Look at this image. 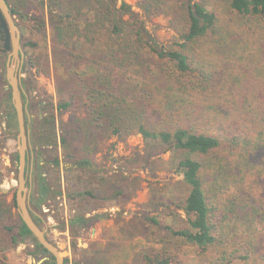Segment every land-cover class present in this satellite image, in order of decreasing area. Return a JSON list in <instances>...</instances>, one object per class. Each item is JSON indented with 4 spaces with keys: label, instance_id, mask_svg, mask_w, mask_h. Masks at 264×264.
<instances>
[{
    "label": "trees",
    "instance_id": "1",
    "mask_svg": "<svg viewBox=\"0 0 264 264\" xmlns=\"http://www.w3.org/2000/svg\"><path fill=\"white\" fill-rule=\"evenodd\" d=\"M138 1L147 18L153 12L168 17L176 34L169 46L145 29L125 0L119 5L118 0H49L56 65L78 58L75 48L91 47L92 118L112 134H139L173 156L186 188L178 207L185 218L178 226L150 220L191 244L194 264H264V0H227L221 16L193 0ZM39 21L45 27L44 19ZM71 74L79 77L86 70ZM57 94L59 107L71 105L61 88ZM2 101L6 127L17 128L10 94ZM87 164V158L75 161L81 168ZM41 167L37 160L31 171L37 197L31 194L29 208L42 228ZM5 203L1 197L0 207L8 212ZM102 217L78 214L68 222L90 226ZM3 220L0 216V251L33 238L19 215L14 226ZM130 264L182 263L175 252L150 247Z\"/></svg>",
    "mask_w": 264,
    "mask_h": 264
},
{
    "label": "rangeland",
    "instance_id": "2",
    "mask_svg": "<svg viewBox=\"0 0 264 264\" xmlns=\"http://www.w3.org/2000/svg\"><path fill=\"white\" fill-rule=\"evenodd\" d=\"M7 1L22 28V61L17 76L29 141L27 194L28 198L31 194L37 197L31 171L40 160L45 189L37 214L65 264H130L138 251L150 247H165L175 252L182 264H194L195 248L150 220L155 217L178 226L185 218L178 207L186 188L175 171L173 156L168 151L162 153L156 143L143 140L139 134L117 136L99 127L87 101L96 76L89 66L95 60L91 47L75 48L72 53L78 58L56 65L51 51L49 0ZM193 1L219 16L227 9V0ZM125 2L140 14L139 20L160 44L172 43L176 34L167 16L153 12L147 18L138 0ZM71 63L74 68H70ZM73 69L86 70V74L74 77ZM58 88L65 100L72 102L69 107H59ZM3 97L0 95V193L9 205L5 203L8 212L4 205L0 207V216H4L2 223L14 226L19 221L12 203L17 186V128L6 127ZM32 148L42 150V155L33 153ZM80 158H87L89 164L82 168L75 165ZM78 214L104 217L90 226H69V219ZM40 249L33 238L26 237L0 251V258L5 264H36L43 256L51 257L48 252L39 253ZM44 262L55 264L50 259Z\"/></svg>",
    "mask_w": 264,
    "mask_h": 264
},
{
    "label": "water",
    "instance_id": "3",
    "mask_svg": "<svg viewBox=\"0 0 264 264\" xmlns=\"http://www.w3.org/2000/svg\"><path fill=\"white\" fill-rule=\"evenodd\" d=\"M0 7L6 13L9 21L10 16L7 13V5L5 0H0ZM12 32L15 27L12 25ZM12 51L10 55L12 56L11 63L6 66V79L7 84L5 89L10 90V101L15 111L16 122H17V186L14 192V202L16 206V211L21 219V221L26 225L33 235L34 240H36L41 245L40 253L48 252L51 257L43 256L39 261L50 259L54 261L55 264H64L63 257L60 256L58 248L48 239L43 228H41L33 219L30 208H29V198L26 189V167L28 160V132L25 124V106L22 100V88L20 86V80L16 76L15 72L22 61L21 47L18 42V37L14 36L12 33ZM20 50V55L18 51ZM13 63V65H12ZM38 264V263H37Z\"/></svg>",
    "mask_w": 264,
    "mask_h": 264
},
{
    "label": "flooded vegetation",
    "instance_id": "4",
    "mask_svg": "<svg viewBox=\"0 0 264 264\" xmlns=\"http://www.w3.org/2000/svg\"><path fill=\"white\" fill-rule=\"evenodd\" d=\"M5 3L7 5V13L10 16L11 22L9 21L8 17L6 16V13L0 7V95H5L6 93L10 94V90L5 89V85L7 84L6 66H7V64L11 63V59H12V56L10 55V53L13 49V47H12V33L14 34V36L18 37V42H19V45L22 49V44H21V42H22V28H21V24L18 22L15 14L13 12V9L7 0H5ZM12 25L15 27V30L13 32L11 29ZM21 52H22V50H21ZM18 54L19 55L21 54L20 50L18 51ZM15 74L17 76V70H16ZM39 253H40V251H39ZM38 264H46V263L43 260L41 262L38 261Z\"/></svg>",
    "mask_w": 264,
    "mask_h": 264
}]
</instances>
